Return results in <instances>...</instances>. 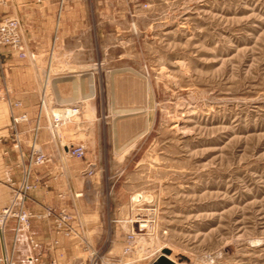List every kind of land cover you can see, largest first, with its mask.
<instances>
[{"label":"rangeland","instance_id":"374dc122","mask_svg":"<svg viewBox=\"0 0 264 264\" xmlns=\"http://www.w3.org/2000/svg\"><path fill=\"white\" fill-rule=\"evenodd\" d=\"M102 22L100 62L48 80L94 93L97 264H264V0H104Z\"/></svg>","mask_w":264,"mask_h":264},{"label":"crops","instance_id":"0c3cea01","mask_svg":"<svg viewBox=\"0 0 264 264\" xmlns=\"http://www.w3.org/2000/svg\"><path fill=\"white\" fill-rule=\"evenodd\" d=\"M3 1L0 3V21L6 16L20 21L21 35L29 55L20 57L11 47H0V209L12 203L14 186L23 180L24 166L35 134L33 129L41 112L37 143L51 155V160L34 167L31 181L36 187L25 196V205L34 214L43 213L48 206L67 208L74 214L73 225L80 233L70 239L56 233L52 219L33 217L31 234L37 247L32 249L25 232L19 231L15 237L16 221L11 219L6 247L16 264H50V260L60 252H64L61 264H86L89 257L87 244L95 246L104 235L100 200L96 191L91 193L92 187L96 190L101 185L95 167L103 157L97 127L98 110L96 102L91 100L93 92L88 95L87 90L77 83H52L51 94L48 93V80H56V72L60 75L57 78L81 75L86 65L100 62L103 48L111 47L103 44L104 0ZM42 65L47 66L48 84L43 93L40 90ZM61 71L70 75H63ZM6 86L10 90L9 98L3 97ZM43 95L51 97L48 102L51 110L67 105L81 107L80 116L56 139H52L47 127L45 113L49 110L42 105ZM87 99H90L89 117L86 111L83 112V102ZM16 101H20L21 106L13 107ZM23 112L29 115L30 121L19 125L24 136L22 143L16 144L10 137L11 114ZM79 144L86 146L83 159L69 157L65 153L72 145ZM95 168L94 175L87 174L88 170ZM78 193L82 195L77 196ZM55 239L60 242L57 248L47 250L46 247ZM3 253L4 248L0 244V256ZM36 256L40 257L39 262H34Z\"/></svg>","mask_w":264,"mask_h":264},{"label":"built area","instance_id":"2783aa9c","mask_svg":"<svg viewBox=\"0 0 264 264\" xmlns=\"http://www.w3.org/2000/svg\"><path fill=\"white\" fill-rule=\"evenodd\" d=\"M3 0H0V3H3ZM9 46L15 50L20 57H28L29 53L26 49V45L23 41L21 31H20V21L11 16H6L0 21V47ZM33 57V55H31ZM4 98H9V88L6 86ZM44 104V99H42V105ZM13 107L21 106L20 101L13 102ZM81 113V107L79 105H70L62 106L59 108H54L49 112H46L48 118V130L52 139H56L59 135V129L63 126L71 123L75 117L79 116ZM41 112L39 117L36 119V125L33 129L35 132L34 138L30 144L28 160L24 166V177L20 185L14 186L15 195L12 203L9 206L0 209V244L4 248L3 255L0 256V264H16L12 254L8 252L6 247V235L9 226V221L15 219V237L19 231H23L28 235L29 243L32 249H36V241L31 234L32 230V218H49L53 220L54 230L57 234L66 236L70 239L76 238L80 235L79 231L73 225V220L75 216L67 208H53L46 207L45 211L41 214H34L26 205H25V196L29 191L36 187V184L31 181V174L36 166H42L48 163L51 160V155L37 143V134L41 128ZM30 121L29 115L26 112L20 114H11L10 121V137L16 144H21L23 141L24 131L19 128V125L22 122ZM86 148L83 144L70 147L68 149V155L71 157H76L81 159L84 157ZM82 195L78 193L77 196ZM145 224H140L139 230H142V227ZM137 239V234L133 230L127 236V245L125 246V252H130L133 249V245ZM59 240L55 239L50 243L46 249L51 251L57 248L59 245ZM89 252H92L90 257L91 261L97 264V254L93 247H88ZM64 252H60L58 255H55L51 260L50 264H61L60 259L63 258ZM34 262H39L40 257L36 256L33 258ZM119 264V263H117Z\"/></svg>","mask_w":264,"mask_h":264},{"label":"water","instance_id":"95a60500","mask_svg":"<svg viewBox=\"0 0 264 264\" xmlns=\"http://www.w3.org/2000/svg\"><path fill=\"white\" fill-rule=\"evenodd\" d=\"M170 250L164 248L162 253L154 260L152 264H175L174 260L169 257Z\"/></svg>","mask_w":264,"mask_h":264},{"label":"bare ground","instance_id":"6f19581e","mask_svg":"<svg viewBox=\"0 0 264 264\" xmlns=\"http://www.w3.org/2000/svg\"><path fill=\"white\" fill-rule=\"evenodd\" d=\"M45 105V104H44ZM50 112V111H49ZM170 257V256H169ZM171 258V257H170ZM172 259V258H171Z\"/></svg>","mask_w":264,"mask_h":264}]
</instances>
